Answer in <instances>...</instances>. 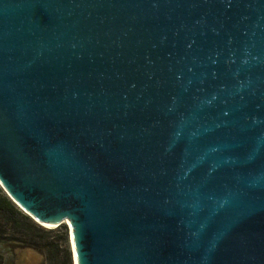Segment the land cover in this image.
<instances>
[{
	"label": "water",
	"instance_id": "95a60500",
	"mask_svg": "<svg viewBox=\"0 0 264 264\" xmlns=\"http://www.w3.org/2000/svg\"><path fill=\"white\" fill-rule=\"evenodd\" d=\"M0 187L73 264H264V0H0Z\"/></svg>",
	"mask_w": 264,
	"mask_h": 264
},
{
	"label": "rangeland",
	"instance_id": "374dc122",
	"mask_svg": "<svg viewBox=\"0 0 264 264\" xmlns=\"http://www.w3.org/2000/svg\"><path fill=\"white\" fill-rule=\"evenodd\" d=\"M0 196L12 202L1 187ZM12 204L22 215L27 216L32 222L36 223L17 205L13 202ZM61 226L66 228V234H64ZM6 227V229H8V226ZM44 229L50 230L51 233L43 237V241L39 243L41 250L31 247L1 245L0 255L2 256V264H73L68 226L62 224L53 229ZM9 232L10 231L7 230V233Z\"/></svg>",
	"mask_w": 264,
	"mask_h": 264
},
{
	"label": "trees",
	"instance_id": "16d2710c",
	"mask_svg": "<svg viewBox=\"0 0 264 264\" xmlns=\"http://www.w3.org/2000/svg\"><path fill=\"white\" fill-rule=\"evenodd\" d=\"M8 226V229H6ZM64 234L66 228L61 226ZM7 230L10 232L7 233ZM50 230L32 222L27 216L22 215L7 198L0 196V246L14 245L19 247H31L39 249L43 237L47 236ZM0 255V264H2Z\"/></svg>",
	"mask_w": 264,
	"mask_h": 264
},
{
	"label": "bare ground",
	"instance_id": "6f19581e",
	"mask_svg": "<svg viewBox=\"0 0 264 264\" xmlns=\"http://www.w3.org/2000/svg\"><path fill=\"white\" fill-rule=\"evenodd\" d=\"M37 224H39V223H37ZM64 224H67V222L65 221L64 222ZM42 225V224H41ZM42 226H44V227H46V228H48L47 226H45V225H42ZM70 246H71V244H70ZM71 251H72V249H71ZM72 261H73V257H72Z\"/></svg>",
	"mask_w": 264,
	"mask_h": 264
}]
</instances>
